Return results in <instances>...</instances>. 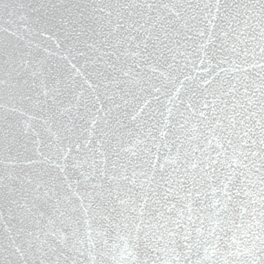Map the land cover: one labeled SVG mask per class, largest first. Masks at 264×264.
Returning a JSON list of instances; mask_svg holds the SVG:
<instances>
[{
	"label": "snow or ice",
	"instance_id": "1",
	"mask_svg": "<svg viewBox=\"0 0 264 264\" xmlns=\"http://www.w3.org/2000/svg\"><path fill=\"white\" fill-rule=\"evenodd\" d=\"M0 264H264V0H0Z\"/></svg>",
	"mask_w": 264,
	"mask_h": 264
}]
</instances>
